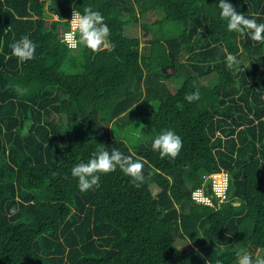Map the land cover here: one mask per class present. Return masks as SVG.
<instances>
[{
  "label": "trees",
  "instance_id": "1",
  "mask_svg": "<svg viewBox=\"0 0 264 264\" xmlns=\"http://www.w3.org/2000/svg\"><path fill=\"white\" fill-rule=\"evenodd\" d=\"M230 2L264 23V0ZM89 6L114 47L65 42ZM152 13V38L127 36ZM23 36L37 48L20 63ZM166 129L182 137L175 158L151 146ZM102 146L135 152L145 181L117 168L81 191L71 170ZM241 250L264 256V42L229 32L217 0H0V264H237Z\"/></svg>",
  "mask_w": 264,
  "mask_h": 264
},
{
  "label": "clouds",
  "instance_id": "2",
  "mask_svg": "<svg viewBox=\"0 0 264 264\" xmlns=\"http://www.w3.org/2000/svg\"><path fill=\"white\" fill-rule=\"evenodd\" d=\"M217 7L220 18L226 21L229 32L245 34L253 41L264 42V23H258L255 15L249 17L238 12L230 0H217ZM70 25L79 33V40H73L71 47L83 45L94 52L114 47L110 41V28L100 11L90 6L83 8L82 11L80 8L74 9ZM68 38H72L71 34ZM36 48L37 45L28 36H23L11 45V54L23 63L35 59ZM224 51L227 53V68L237 73L240 72L245 62L238 55L227 52V49ZM17 91L24 94L27 90L17 87ZM185 99L188 102L198 100L199 92L187 94ZM151 146L153 151L159 152L161 157L175 158L181 152L183 141L174 130L166 129L153 139ZM135 156V152L125 155L116 148L109 151L102 146V150L93 153V157L86 163L76 164L71 174L78 180L79 189L86 191L100 186L102 174L114 172L119 168L131 178L134 186L139 187L146 177L143 172L144 163L141 159H134ZM9 211L10 214H15L17 209L13 207ZM217 264L220 262L217 261ZM237 264H264V256L254 258L248 251L241 250L237 253Z\"/></svg>",
  "mask_w": 264,
  "mask_h": 264
},
{
  "label": "built area",
  "instance_id": "3",
  "mask_svg": "<svg viewBox=\"0 0 264 264\" xmlns=\"http://www.w3.org/2000/svg\"><path fill=\"white\" fill-rule=\"evenodd\" d=\"M73 11H74V9L71 12L70 22L73 18ZM69 34H71V37H72L71 39L68 38ZM77 34H79L78 31H76L71 25L70 30L68 32H66L65 37H64V40L69 45V47H71L70 45H71L73 40H77ZM71 48L75 49V48H77V46L71 47ZM217 177H221L222 180L216 181ZM212 178H213V188L216 191L217 195L222 197V199H225L226 191H227L228 184H229L227 176L220 174V175H214V176H212ZM193 197L196 201L202 202L204 204H208V202H210L212 204L210 198H208L206 196L203 189L197 190L194 193ZM208 205H210V204H208Z\"/></svg>",
  "mask_w": 264,
  "mask_h": 264
},
{
  "label": "rangeland",
  "instance_id": "4",
  "mask_svg": "<svg viewBox=\"0 0 264 264\" xmlns=\"http://www.w3.org/2000/svg\"><path fill=\"white\" fill-rule=\"evenodd\" d=\"M162 17V14L161 13H152V14H149V15H146V16H142L140 18V22L137 23V24H129L127 27H126V34L127 36L129 37H139L141 39L144 38V41L145 42V38H152L153 37V34H154V31L149 34V36H143L145 34V30L142 29V24H145V25H152L155 20L159 19ZM168 27H172L171 25H169ZM175 31V30H174ZM155 33H159V31H156ZM143 45H145L143 43ZM204 84L208 85V81H204ZM219 180H222L221 177H217L216 181H219ZM219 183V182H218ZM208 204L210 205H213V203L211 204L210 202H208Z\"/></svg>",
  "mask_w": 264,
  "mask_h": 264
}]
</instances>
